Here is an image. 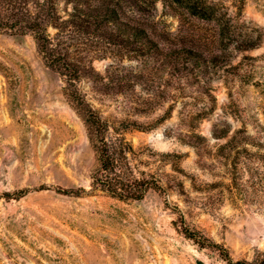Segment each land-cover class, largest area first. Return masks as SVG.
I'll use <instances>...</instances> for the list:
<instances>
[{"label":"rangeland","instance_id":"1","mask_svg":"<svg viewBox=\"0 0 264 264\" xmlns=\"http://www.w3.org/2000/svg\"><path fill=\"white\" fill-rule=\"evenodd\" d=\"M139 1L124 10L150 42L104 46L103 78L77 83L157 174L138 200L91 188L95 150L64 82L30 34L0 29V264H228L222 249L264 250V0Z\"/></svg>","mask_w":264,"mask_h":264},{"label":"trees","instance_id":"2","mask_svg":"<svg viewBox=\"0 0 264 264\" xmlns=\"http://www.w3.org/2000/svg\"><path fill=\"white\" fill-rule=\"evenodd\" d=\"M125 5L136 6V12L144 8L139 0H0V29L17 35L30 34L43 63L64 82V93L84 120L95 150L91 188L120 199L138 200L149 189L162 187L157 174L139 169L134 162L137 148L122 132L123 128L112 126L85 99L77 85L83 77L103 78L93 61L107 57L99 54L104 46L127 47L132 42H150L145 23L129 17ZM93 50L96 55L90 54ZM122 123L124 129L128 128ZM242 133V129H237L224 144ZM195 137L197 140L190 141L194 147L205 139L198 134ZM188 236L201 246L207 245L206 237L202 239L189 232ZM222 254L228 264H264V250L252 260L234 261L224 249Z\"/></svg>","mask_w":264,"mask_h":264}]
</instances>
